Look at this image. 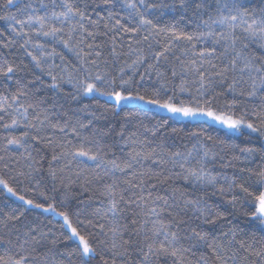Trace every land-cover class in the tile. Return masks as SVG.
<instances>
[{
  "label": "snow or ice",
  "instance_id": "1",
  "mask_svg": "<svg viewBox=\"0 0 264 264\" xmlns=\"http://www.w3.org/2000/svg\"><path fill=\"white\" fill-rule=\"evenodd\" d=\"M0 21V264H264V0Z\"/></svg>",
  "mask_w": 264,
  "mask_h": 264
},
{
  "label": "trees",
  "instance_id": "2",
  "mask_svg": "<svg viewBox=\"0 0 264 264\" xmlns=\"http://www.w3.org/2000/svg\"><path fill=\"white\" fill-rule=\"evenodd\" d=\"M12 11H15V9H12ZM4 26H5L4 25V22L3 21H0V28H2ZM154 115H155V118L159 119L162 114H160V113H154ZM171 126L180 127L181 126V122L171 123ZM43 215L48 216L50 214H43ZM41 219H43V216H41Z\"/></svg>",
  "mask_w": 264,
  "mask_h": 264
}]
</instances>
